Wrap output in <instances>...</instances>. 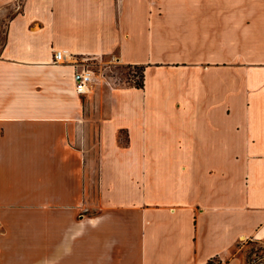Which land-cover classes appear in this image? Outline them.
I'll return each mask as SVG.
<instances>
[{
	"label": "crops",
	"instance_id": "crops-1",
	"mask_svg": "<svg viewBox=\"0 0 264 264\" xmlns=\"http://www.w3.org/2000/svg\"><path fill=\"white\" fill-rule=\"evenodd\" d=\"M106 55L143 88L75 93ZM261 243L264 0H25L0 44V264H250Z\"/></svg>",
	"mask_w": 264,
	"mask_h": 264
},
{
	"label": "rangeland",
	"instance_id": "rangeland-1",
	"mask_svg": "<svg viewBox=\"0 0 264 264\" xmlns=\"http://www.w3.org/2000/svg\"><path fill=\"white\" fill-rule=\"evenodd\" d=\"M25 0H13L10 4L8 5H4L2 7H0V44H2L5 40V29L7 26L8 21L16 14L20 13L23 9V4H24ZM152 2H155V0H152ZM111 58V59H110ZM103 62L105 63L103 66H99L98 64L94 66V70L96 71V74L99 75L101 77L104 76L105 78H107V80L109 82H115L116 86L118 87H125V86H134L135 83H140L142 82V78H141V68L138 65H120L117 63V59L116 57H110L108 55H106L105 57H103ZM108 64H112V65H108ZM107 65L109 67H107ZM103 67V68H102ZM144 67V66H143ZM102 80V82L104 83L103 78L100 79V81ZM104 85V87L106 88V90H110L109 88V84L105 81V84H101V82L99 83V86L102 87ZM110 85H112V83H110ZM96 86H93L90 91L88 93H92L93 89ZM106 93V92H104ZM94 105L97 104H106V98L104 99H97L95 98V100L93 101ZM88 157H89V168H93L96 165L95 159H96V155H95V148H92L89 153H88ZM94 187H93V191H94ZM85 213V212H84ZM82 215V214H81ZM250 248L253 249L252 254L256 253L254 256L252 255L250 258V264L253 263V259L257 258L259 259L264 257V243H261L259 245H252L250 246ZM261 251H263L261 253ZM263 259V258H262ZM259 260L257 263L261 264L263 260ZM255 263V264H257ZM214 264H221V263H214Z\"/></svg>",
	"mask_w": 264,
	"mask_h": 264
},
{
	"label": "built area",
	"instance_id": "built-area-1",
	"mask_svg": "<svg viewBox=\"0 0 264 264\" xmlns=\"http://www.w3.org/2000/svg\"><path fill=\"white\" fill-rule=\"evenodd\" d=\"M72 57H73V55L66 50L54 51L53 52V63L54 64H65L67 62H70V59ZM73 62L74 63H72V64H74V65H77L79 62L81 64L80 69L76 70L73 74L74 91L77 94H86L97 83V80H98L99 75H97L96 71L94 70L95 64H92L89 59L80 60L79 62L77 60H75ZM262 252L263 251H261V253ZM255 254L256 253H254L252 255L254 256ZM262 258L264 259V257H262ZM262 258H260V257H259V259L254 258L252 264L257 263Z\"/></svg>",
	"mask_w": 264,
	"mask_h": 264
},
{
	"label": "trees",
	"instance_id": "trees-1",
	"mask_svg": "<svg viewBox=\"0 0 264 264\" xmlns=\"http://www.w3.org/2000/svg\"><path fill=\"white\" fill-rule=\"evenodd\" d=\"M140 68L142 69L141 70V78H142V82L140 83H135V87L137 88H143L144 84H143V77H144V67L143 66H140ZM208 264H211L210 262Z\"/></svg>",
	"mask_w": 264,
	"mask_h": 264
}]
</instances>
